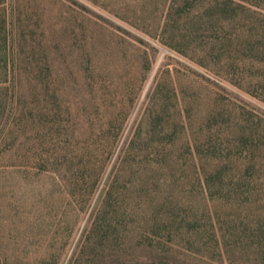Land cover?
<instances>
[{"label":"rangeland","instance_id":"374dc122","mask_svg":"<svg viewBox=\"0 0 264 264\" xmlns=\"http://www.w3.org/2000/svg\"><path fill=\"white\" fill-rule=\"evenodd\" d=\"M65 1L127 31L151 60L101 175L81 204L68 199L51 173L0 167V263H70L122 141L154 88L164 111L156 114L147 149L157 153L141 157L116 182L120 259L148 264L159 255L175 264H203L201 258L207 264H264V252H258L264 246V96L213 72L223 71L224 59L233 56L226 28L191 27L189 11L177 21L170 47L158 41L156 25L167 0ZM54 2L0 0L9 17L18 6L27 9L22 18L31 19L36 4L50 9ZM186 28L194 30L187 42L178 38Z\"/></svg>","mask_w":264,"mask_h":264},{"label":"trees","instance_id":"16d2710c","mask_svg":"<svg viewBox=\"0 0 264 264\" xmlns=\"http://www.w3.org/2000/svg\"><path fill=\"white\" fill-rule=\"evenodd\" d=\"M39 4L31 19L22 18L27 9L18 6L9 17L8 5L0 3V167L51 173L68 199L81 204L101 175L151 54L127 31H118L82 5L57 0L49 9ZM189 11L191 27L199 23L227 30L226 39L217 42H228L233 56L224 59L223 71L213 72L264 96V0H167L156 19L160 43L172 46L176 23ZM186 30L179 40H190L194 30ZM155 93L154 88L147 93L144 114L122 141L69 264H125L116 243V182L141 157L157 153L147 149L156 114L164 111ZM200 179L207 185L204 174ZM148 264L175 263L158 255Z\"/></svg>","mask_w":264,"mask_h":264}]
</instances>
